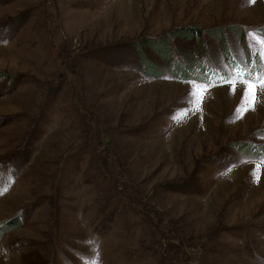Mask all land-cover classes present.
Masks as SVG:
<instances>
[{
    "label": "rangeland",
    "instance_id": "1",
    "mask_svg": "<svg viewBox=\"0 0 264 264\" xmlns=\"http://www.w3.org/2000/svg\"><path fill=\"white\" fill-rule=\"evenodd\" d=\"M262 29L264 0H0V264H264V88L222 79Z\"/></svg>",
    "mask_w": 264,
    "mask_h": 264
},
{
    "label": "snow or ice",
    "instance_id": "2",
    "mask_svg": "<svg viewBox=\"0 0 264 264\" xmlns=\"http://www.w3.org/2000/svg\"><path fill=\"white\" fill-rule=\"evenodd\" d=\"M250 2L255 3V0H250ZM254 40H256L260 45L264 46V29L259 30L256 33H252ZM260 64H259V74L253 75V71L249 69L248 65L244 62L238 66L239 71L236 72L234 69H230L228 72L224 73L222 79L229 81L230 88L233 90V94L235 88L233 86V82L236 76L243 77L242 87L244 90V94L242 96V101L246 103L247 107L243 111L254 110L255 106L260 103L258 99V91L260 88H264V56L260 57ZM213 74H217V70H212ZM205 80H209L208 83L201 84L200 88L204 89V91H208L211 87L215 86L212 85L210 82L209 77L206 75L204 77ZM204 93L197 90H190V94L188 97V101L191 107L187 110H182L177 116H174L173 119L182 120L184 119L189 111H200L201 104L204 99ZM238 111H240L238 109ZM243 113L241 112V115ZM240 118V117H237ZM256 179L259 180V175H256ZM92 264H96V261H93Z\"/></svg>",
    "mask_w": 264,
    "mask_h": 264
},
{
    "label": "trees",
    "instance_id": "3",
    "mask_svg": "<svg viewBox=\"0 0 264 264\" xmlns=\"http://www.w3.org/2000/svg\"><path fill=\"white\" fill-rule=\"evenodd\" d=\"M185 30H187V34L188 36H193L194 34L198 36V38L200 39V36H201V32L199 30H192L190 28H186ZM216 36H222L221 32H215ZM163 55L162 53L160 54L159 52H156V55L160 56L161 57V60L163 61H167L168 60V57H169V54L173 51V47L171 44H172V41H170V39H168L167 37H163ZM150 49L154 52V47L152 45H150ZM146 61V60H145ZM153 62L151 61L150 62V66ZM146 65H148V63H145ZM152 67V66H151ZM152 69H155L156 72L154 73V77H159V75L161 74L160 70H158V67H156L155 65H153ZM0 123H1V119H0ZM21 225L20 223V216L18 215H14L8 219H6L4 222L0 223V236H2L4 233L14 229V228H17Z\"/></svg>",
    "mask_w": 264,
    "mask_h": 264
}]
</instances>
